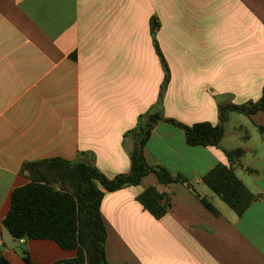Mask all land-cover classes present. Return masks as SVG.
Segmentation results:
<instances>
[{"label":"crops","instance_id":"0c3cea01","mask_svg":"<svg viewBox=\"0 0 264 264\" xmlns=\"http://www.w3.org/2000/svg\"><path fill=\"white\" fill-rule=\"evenodd\" d=\"M167 63L166 118L191 126L218 123L217 103L260 98L264 86V0H0V253L10 264H53L75 257L50 240H14L2 226L15 188L29 182L23 163L60 158L93 163L107 178L129 171L137 117L153 107ZM219 147L189 146L160 122L144 147L150 165L182 176L160 184L104 191L100 212L109 264H264V140L241 122L244 154L235 174L261 195L236 215L201 177L227 164ZM241 115V114H240ZM246 117V116H245ZM248 121L264 125L258 112ZM257 131V129H256ZM256 146V145H255ZM153 186L169 203L155 219L136 201ZM205 198L217 211H209ZM21 250L20 252L18 250Z\"/></svg>","mask_w":264,"mask_h":264},{"label":"trees","instance_id":"16d2710c","mask_svg":"<svg viewBox=\"0 0 264 264\" xmlns=\"http://www.w3.org/2000/svg\"><path fill=\"white\" fill-rule=\"evenodd\" d=\"M154 47L164 69V81L156 104L137 117L135 126L124 138L131 141L130 167L126 174L113 178L104 176L93 163L70 162L60 158L23 163L21 173L29 182L15 188L10 197L9 210L2 226L14 240H50L64 250H74L75 257L53 264H109L105 256L106 230L100 212L104 191L114 192L125 187L137 186L152 174L160 184L181 183L194 192L192 186L180 175L173 174L161 165H150L144 157V147L153 128L160 122L181 129L189 146L219 147L224 137V127L230 113L250 117L258 112L264 115V86L260 98L243 104L218 102V123L198 122L191 126L164 117L162 96L169 82L166 61L156 44L154 32L157 24L151 19ZM264 140V125L256 126ZM227 164L218 163L201 177L207 186L236 215L240 216L261 195L253 194L235 174L233 164L244 154L242 148L224 150ZM212 213L218 211L205 199L195 194ZM153 186L147 187L136 201L155 219L162 218L169 203ZM23 259L33 264L23 250ZM0 264H10L0 253Z\"/></svg>","mask_w":264,"mask_h":264},{"label":"rangeland","instance_id":"374dc122","mask_svg":"<svg viewBox=\"0 0 264 264\" xmlns=\"http://www.w3.org/2000/svg\"><path fill=\"white\" fill-rule=\"evenodd\" d=\"M161 114L164 116L163 108H162ZM239 122H241L243 126L245 127V129L247 130V132H249L252 135V139L250 143L247 145V147L248 146L261 147L262 143L260 142V137L255 127L248 121L247 117L240 115V114H237L234 116V118L230 122L229 127L226 129L227 138L224 143L228 144L231 148L244 147L243 143L238 139L239 132H237V127H238Z\"/></svg>","mask_w":264,"mask_h":264},{"label":"water","instance_id":"95a60500","mask_svg":"<svg viewBox=\"0 0 264 264\" xmlns=\"http://www.w3.org/2000/svg\"><path fill=\"white\" fill-rule=\"evenodd\" d=\"M18 251L20 252L21 250L19 249Z\"/></svg>","mask_w":264,"mask_h":264}]
</instances>
